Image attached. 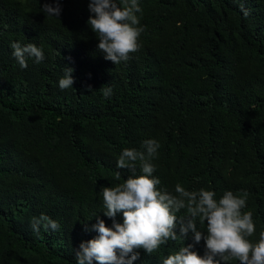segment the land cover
<instances>
[{"label": "trees", "instance_id": "16d2710c", "mask_svg": "<svg viewBox=\"0 0 264 264\" xmlns=\"http://www.w3.org/2000/svg\"><path fill=\"white\" fill-rule=\"evenodd\" d=\"M44 3L55 0H0V264H77L80 243L98 235L85 224L98 216L112 226L101 193L130 175L117 168L120 153L143 151L149 139L160 145L152 161L158 188L174 192L180 183L214 191L217 200L246 191L242 211H252L250 239L258 240L264 0H138L140 48L117 65L97 49L89 0H60L58 19L41 11ZM12 42L41 47L44 59L22 69ZM66 66L74 83L61 90ZM105 85L109 98L99 91ZM41 214L60 229L34 233L32 218ZM185 243L191 238L169 240L151 255L140 249L134 264H162ZM204 248L202 240L194 251L203 256Z\"/></svg>", "mask_w": 264, "mask_h": 264}, {"label": "clouds", "instance_id": "9594fccd", "mask_svg": "<svg viewBox=\"0 0 264 264\" xmlns=\"http://www.w3.org/2000/svg\"><path fill=\"white\" fill-rule=\"evenodd\" d=\"M88 10L87 25L98 39L97 49L104 59L115 65L128 61L130 54L139 50L138 39L145 31L137 15L142 11L138 0H89ZM41 11L58 19L62 11L60 0L44 3ZM241 11L248 15L243 5ZM10 47L22 69L27 68L28 59L35 58L36 63L44 59L43 49L35 44L22 46L12 42ZM73 72V68L66 66L64 77L59 80L61 90L72 87ZM88 90L91 91L90 86ZM99 91L104 98L112 94L108 85ZM159 147L157 140L149 139L143 142V151L122 150L117 168L128 170L130 175L123 183L104 187L101 193L103 215L112 220V226L107 227L98 216L91 228L85 224V232L94 231L98 235L80 243L75 250L77 264H134L140 249L151 255L169 240L186 242L189 238L192 243H185L162 264H229L231 261L264 264V231L253 242L250 239L256 232L253 213L242 211L247 206L248 193L225 191L217 200L214 191L203 188L189 191L180 183L174 186V192L158 188L161 181L153 175L156 166L152 161L157 158ZM137 162L140 175H136ZM116 176L119 179L120 173ZM182 210L185 214L178 216ZM118 214H122V223L116 220ZM198 224L205 230H198ZM41 227L53 232L60 229L57 221L43 214L31 221L34 233L39 234ZM202 240L203 256L194 251Z\"/></svg>", "mask_w": 264, "mask_h": 264}]
</instances>
